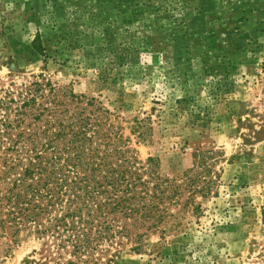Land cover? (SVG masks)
<instances>
[{"label":"rangeland","instance_id":"obj_1","mask_svg":"<svg viewBox=\"0 0 264 264\" xmlns=\"http://www.w3.org/2000/svg\"><path fill=\"white\" fill-rule=\"evenodd\" d=\"M42 78L95 97L127 127L150 117L146 139L131 135L138 158H158L180 183L193 170L165 233L104 264H258L264 0H0V89ZM55 249L27 234L0 264H64Z\"/></svg>","mask_w":264,"mask_h":264},{"label":"trees","instance_id":"obj_2","mask_svg":"<svg viewBox=\"0 0 264 264\" xmlns=\"http://www.w3.org/2000/svg\"><path fill=\"white\" fill-rule=\"evenodd\" d=\"M42 79L0 89V259L27 234L55 245L50 255L64 264L113 262L128 245L144 251L194 186L193 170L180 183L161 174L158 158H138L131 135L146 139L150 117L127 127L95 97ZM259 257L264 264V247Z\"/></svg>","mask_w":264,"mask_h":264}]
</instances>
